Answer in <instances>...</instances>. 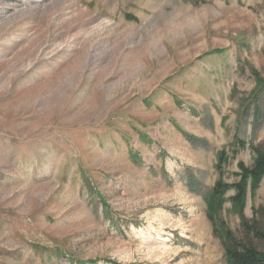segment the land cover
<instances>
[{
  "label": "rangeland",
  "instance_id": "374dc122",
  "mask_svg": "<svg viewBox=\"0 0 264 264\" xmlns=\"http://www.w3.org/2000/svg\"><path fill=\"white\" fill-rule=\"evenodd\" d=\"M258 151L264 0H0V264L264 253Z\"/></svg>",
  "mask_w": 264,
  "mask_h": 264
},
{
  "label": "trees",
  "instance_id": "16d2710c",
  "mask_svg": "<svg viewBox=\"0 0 264 264\" xmlns=\"http://www.w3.org/2000/svg\"><path fill=\"white\" fill-rule=\"evenodd\" d=\"M242 146L244 147L245 144H242ZM223 155L224 153L221 154L219 159V165L221 166L225 162ZM240 169V181L233 185L219 181L214 187L212 200H208V204L209 208H211V210L213 209V211L215 207L220 208L223 203L222 198L226 192L230 189L234 190L235 195L231 198V203L235 210L241 214L243 226L247 230V233H249L254 232V229L244 221L243 211L246 206L248 194L254 195L264 180V153L258 151V156L251 168H247L241 164ZM254 235L257 238H262V236H264L258 232H255ZM227 241L226 257L228 264H264V253L257 250L254 246L238 243L235 239H232L230 234L227 236Z\"/></svg>",
  "mask_w": 264,
  "mask_h": 264
}]
</instances>
